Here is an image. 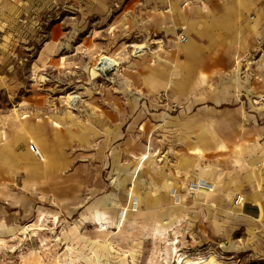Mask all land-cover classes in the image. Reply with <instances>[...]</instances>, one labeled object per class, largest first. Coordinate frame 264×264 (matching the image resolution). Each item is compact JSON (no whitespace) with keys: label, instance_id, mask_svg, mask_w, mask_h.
Masks as SVG:
<instances>
[{"label":"rangeland","instance_id":"1","mask_svg":"<svg viewBox=\"0 0 264 264\" xmlns=\"http://www.w3.org/2000/svg\"><path fill=\"white\" fill-rule=\"evenodd\" d=\"M110 10L101 25L99 15L85 17L83 7L63 3L46 7L28 27L22 21L16 26L26 35L19 40L26 54L14 55L12 65L0 71V114L11 112L16 124L17 115H27L25 141L38 138L37 133L48 149L42 151L44 159L29 150L28 170L22 175L15 170L0 183V193L23 190L31 202L29 215L14 222L16 206L5 210L0 199V264H114L113 254L118 255L117 264L123 259L129 264H174L177 249L195 248L231 264H264V186L257 183L264 182V39L236 55L224 71L217 72L212 57L207 63L203 54L189 57L195 66L185 59L189 65L182 68V47L190 41L191 25L170 23L172 32L133 33L114 40L116 31L126 32L128 18L139 19L131 10L123 16L116 14L120 9ZM89 26L98 34L94 44L106 45L109 56L131 43L145 47L102 73L95 69L98 56L85 55L83 37ZM103 26L109 28L102 33ZM54 28L61 38L54 39L56 51L44 61L41 51ZM72 31L75 39L69 38ZM180 33L186 40H179ZM144 65L163 69L167 86L150 91L137 75ZM191 67L195 71L188 73ZM190 77L196 79L191 89ZM189 94L227 97V107L242 111L234 120L237 135L232 136L235 182L217 183L208 195L193 189L202 169L192 157L195 152H180L168 140L173 128L168 120L186 108ZM102 111H108L107 131L97 119ZM44 123L46 132L37 129ZM19 125L12 130L14 139L22 135ZM2 126L3 121L0 145ZM105 136L107 145L102 147ZM146 150L150 154L141 162ZM207 158L203 177L213 181L214 162ZM75 193L86 200L72 212ZM238 193L250 204H237ZM53 194L61 210L51 204ZM177 196L182 198L179 205ZM131 198L138 202V211H129L128 218L135 220L119 230V211ZM90 204L93 208L85 214ZM257 210H262L260 219ZM97 212L105 213L108 233L97 232L92 217ZM172 228L180 235L176 244L169 243Z\"/></svg>","mask_w":264,"mask_h":264},{"label":"crops","instance_id":"2","mask_svg":"<svg viewBox=\"0 0 264 264\" xmlns=\"http://www.w3.org/2000/svg\"><path fill=\"white\" fill-rule=\"evenodd\" d=\"M63 3L72 4L75 8L82 9L83 7L85 17L92 14L99 15L101 25L105 24L103 23L105 16L107 17L113 12L110 8L115 11L120 9L116 13L118 16H123V13H127L129 10L136 13L139 21H136L134 17L128 18L125 21L126 32L120 35L116 31L114 40H119L126 34L131 36L133 33L162 34L163 30L172 32V28L167 27L170 23L180 24L181 27L191 25L190 41L182 47L184 51L182 54L185 55L181 57L182 68L189 65L185 59L195 66V63H192V58L189 57L203 54L204 61L207 63H210L212 57V64L216 65L217 72L224 71L236 59V55L247 53L264 39V0H0V71L7 70L12 65L14 55L26 54L23 51V45H19V42L26 39V35L23 32L18 33L19 28L16 26H20L22 21L28 27L30 21L34 22V18L38 20L42 16L46 7L50 8ZM73 24L76 22H72ZM112 24L115 23H110L109 27ZM89 27L83 37L85 55L90 54L94 58L102 54H109L106 45L94 44L98 34L96 30L93 31L92 27ZM109 27L103 26L101 32L103 33V30ZM116 28L119 29L118 26ZM75 37L76 33L73 32L69 38L75 39ZM60 38V31L54 28L51 38L45 43L49 47L51 44L50 49H44L46 53H43L44 50L41 51L44 61L56 51L55 45L57 44L54 39ZM113 44L115 43L113 42ZM170 55H174V53ZM215 55L216 58H214ZM192 70L195 71V67L187 69V72L190 73ZM137 75L145 81L150 91L155 92L163 86H167L168 78L161 68L144 65L143 68L140 67ZM188 80L191 81L187 87L190 86L191 89L196 86L194 77H190ZM189 96L186 108L168 120L173 127L172 135L168 139L169 143L172 147L173 144H176V149L180 152L187 150L195 152L192 157L196 159L197 166L202 168L198 171L197 181L199 179L206 180L203 177L204 160L208 157L207 159H213L214 162V168L211 171V178L214 180L209 182L216 181V183L214 182L215 186L217 183L231 185V182H235L234 174L231 173L235 166L233 163L235 157L232 155L234 152L232 136H236L238 130L234 125V120L242 114V111L227 107L225 105L229 103L227 97L194 96L191 94ZM153 114L158 117L160 113L154 112ZM26 116L17 115L18 123L16 124L12 122L11 112L0 114V123L3 121L4 129L2 132L4 142L3 145H0V183L11 178L15 170H18L21 175L23 170H28L30 151L25 138L28 135L29 122L25 119ZM101 117L97 119L101 121V128L107 131L108 111H102ZM18 124L22 128V135L14 139L11 133L14 126ZM37 129L46 132L49 130V126L45 123L38 124ZM263 130L261 129L260 132ZM36 135L39 140L36 137L34 140L39 143L41 151L45 152L48 148L42 144L44 141L40 137L42 135L37 133ZM104 139V142L101 143L102 147L107 145V136ZM150 141L151 139H149ZM206 153H210L209 156H206ZM38 162V164H44L39 158ZM257 183L264 186L263 179H258ZM238 194L242 195V193ZM238 194L235 195L234 200ZM75 195L73 200H76L77 203L72 204V212L75 211L76 205L81 204V200H86V197L83 198L80 193H75ZM0 199L6 202L4 203L5 210H7V205L16 206L11 215L14 222L29 215L30 197L23 190L1 192ZM50 201L57 209L63 208L55 194L51 195ZM247 204H250V201L245 198V202L241 206ZM92 208L93 204L85 210V214ZM260 211L262 212V210H257V217ZM179 237L180 235L177 238Z\"/></svg>","mask_w":264,"mask_h":264},{"label":"bare ground","instance_id":"3","mask_svg":"<svg viewBox=\"0 0 264 264\" xmlns=\"http://www.w3.org/2000/svg\"><path fill=\"white\" fill-rule=\"evenodd\" d=\"M133 47V49L130 51L129 49H126V47ZM45 49L47 50L49 45L45 44L44 45ZM124 51L122 52H117L115 55L113 56H109V55H100L101 56V62H98V60H96V64H95V69H97L98 71L100 70H108L110 71L113 67H115L116 65H118L120 63V61L122 60V58L125 55H135V53L141 52L143 50V48L145 47V44L143 43H131L126 45ZM98 56V57H100ZM104 60V61H102ZM108 73V72H105ZM68 96V95H67ZM77 95H69V97L73 98L76 97ZM35 144L39 150V152L41 153V158L44 159V155L41 151V147L39 145V143L37 141H35ZM150 154V151L146 150L145 152L142 153L141 156V162H143L146 158H148ZM140 165L138 164L136 166V169L139 168ZM193 189L195 191H199L200 189H204L205 193L211 194L214 190H215V183L214 182H209L206 181L204 179H199L196 184L193 186ZM175 203L177 205H179L182 201V198L177 196L174 198ZM129 211H138V202L136 201L135 198H131L130 202H128V205L126 204L125 207L121 208L118 214V218H117V227L119 230H121L126 224H131L134 222L135 218H128V214L130 213ZM105 213L104 212H97V213H92V217H93V221L94 224L96 225V230L99 233H104V232H109V227H111L110 223L107 221H103L102 219L104 218ZM262 216V212L260 211L257 219H260V217ZM179 224H174V227L178 226ZM115 233H111V235H113ZM171 236V242L172 244H176L179 239L177 238L179 236V234L176 233V230L174 228H172V230L170 231ZM109 247L111 249H114L112 247L111 244H109ZM120 255V254H119ZM116 256L113 254V260H114V264H117V259ZM126 256V255H125ZM181 259L179 260V264H231L225 260H222L221 257H218L213 253H210L209 257L207 256L206 259L202 260V257L199 255V253H197V251L194 253H192L190 256H186L184 257L183 254H181ZM239 261V260H238ZM237 261V262H238ZM129 264L128 260L123 259L121 264ZM136 264V263H135Z\"/></svg>","mask_w":264,"mask_h":264},{"label":"built area","instance_id":"4","mask_svg":"<svg viewBox=\"0 0 264 264\" xmlns=\"http://www.w3.org/2000/svg\"><path fill=\"white\" fill-rule=\"evenodd\" d=\"M179 40L180 41L186 40V36H185L184 33H180L179 34ZM98 59H99L98 62H101V56L98 57ZM102 61H104V60H102ZM100 71L102 73L108 72V70H100ZM174 106H176V104H174ZM26 144H27V147H28V149L30 151H32L34 154H36L39 157H41V153L39 152V150H38V148H37V146H36V144H35V142L33 140H27ZM235 202L237 204H239V205H242L245 202V197L243 195H241V194H238L237 197H236V199H235ZM194 251L195 252L197 251V253H199V255L202 257V260L201 261H203L204 259H206L207 256L209 257V254L204 253L203 250H201V248L194 249V250H189V251H182V250L177 249L176 254H175V258H174L175 259L174 264H179V260L182 257L181 254H183L184 257H186V256L188 257L192 253H194Z\"/></svg>","mask_w":264,"mask_h":264}]
</instances>
